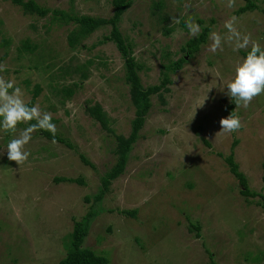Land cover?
I'll return each instance as SVG.
<instances>
[{"label":"rangeland","instance_id":"rangeland-1","mask_svg":"<svg viewBox=\"0 0 264 264\" xmlns=\"http://www.w3.org/2000/svg\"><path fill=\"white\" fill-rule=\"evenodd\" d=\"M35 1L79 15L109 18L114 12L111 0ZM253 1L259 9L237 15L245 0H235L232 8L228 0H135L120 25L143 66L144 87L160 85L163 65L187 56L181 48L212 20L211 33L225 37V21L237 17L238 31L264 49V0ZM189 19L199 25L195 36L186 26ZM72 28L52 23L50 16L25 15L21 7L0 0V59L5 57L0 64L6 65L0 75L14 79L28 103L38 85L35 105L51 113L56 135L72 146L37 131L25 146L28 160L18 165L7 158L13 134L0 131V264L60 263L71 249L74 219L94 211L84 247L106 256L109 264H264V95L246 109L235 108L243 125L238 132L216 136L219 121L230 115L224 106L233 102L224 87L251 45L234 51L223 43L213 53L210 33L201 50L170 74V91L161 92L164 102L159 95L151 97L125 172L97 203L101 178L117 162L116 136H130L136 109L115 44L93 47L109 28L71 49ZM27 40L35 48L20 50ZM78 64L88 67V79L61 70ZM74 83L80 87L71 97L60 91ZM97 103L112 132L88 115L87 106ZM26 127L20 124L14 135ZM231 153L254 196L242 194L225 161ZM59 177L86 184L58 183ZM133 210L135 216L119 213Z\"/></svg>","mask_w":264,"mask_h":264},{"label":"trees","instance_id":"trees-1","mask_svg":"<svg viewBox=\"0 0 264 264\" xmlns=\"http://www.w3.org/2000/svg\"><path fill=\"white\" fill-rule=\"evenodd\" d=\"M6 1H11L14 5L21 7L25 15L38 16L40 18L50 16L52 23H56L59 26H73L67 36L68 45L71 49H76L80 46H83L84 42L98 30L109 28L110 32L108 34L103 35V38L100 39L97 43H94L93 47L112 42L113 44H115L118 51L121 53L125 60V80L126 83L130 86V97L133 106L136 109V117L132 122V132L129 137H125L123 135L116 136L117 144L116 148L114 149V154L117 158V162L115 166L101 178L102 190L98 195L95 196V201L99 203L103 199L106 191L109 190L110 184L114 180L118 179L126 170L127 161L133 149V145L139 136V132L144 128L146 118L152 107L151 97L159 95L162 101L164 102V98L163 95H161V92L164 90L170 91V89L167 88V86L171 82L170 74L176 73L177 71L181 70L183 68L184 63L187 62L186 58L188 56L192 58L193 54L199 52L203 45L208 42L214 20H212V23L210 25L202 26V31L199 36L188 40L186 44L181 48L182 52L186 53L187 56L181 57L179 60L169 65H163L165 72H163V79L160 85L145 88L139 74L142 71L143 66L137 62L135 56L133 55L134 45L132 41L122 33L120 25L125 13L131 8L135 0H111L114 12L113 15L109 18L95 17L90 15H79L61 9H50L38 4L35 0ZM245 1L247 2V5L237 11V15H242L248 11L259 9L258 5L253 0ZM156 9H158L157 6H155V10ZM199 24L204 25V22L199 21ZM169 31L167 30V32ZM8 44L9 42L7 40H4L2 46H7ZM24 48L31 50L35 47H33L30 44V41L27 40L25 41L24 45L20 48V50ZM51 52L52 51L50 50L47 51L48 54H50ZM243 55L246 56L247 52H243ZM3 58L0 59V62L3 60ZM40 58L43 60V55H41ZM36 67L39 68V65H36ZM72 69L73 70H71V67L61 68V70L65 71V74H71L73 71L74 74H81L82 80L88 79L89 75L86 70L88 69V67L86 65L78 64L75 65V67L73 66ZM78 87H80V84L74 83V85L64 87L60 91L64 92L67 96L71 97L74 94L76 88ZM40 93L41 89L37 85L33 90L34 96L29 102L30 106L35 105L36 98L40 95ZM224 108L227 112H229V114H231L232 112L233 114H235L234 112L236 105L234 102H232V104L229 106H224ZM86 111L91 118H93L96 122L100 123L103 129L112 132V130L110 129V120L101 104L97 103L93 106L88 105ZM34 122L35 121H33L32 123ZM40 131L49 140L58 141L62 144H66L68 147H72L66 139H63L62 137L56 134L55 136H53L48 131ZM236 144L237 142L234 146H236ZM81 158L86 165L95 168V166L83 155H81ZM225 161L229 164L231 172L239 180L241 186L243 187V190H241L242 194L245 196H254V194L249 191L246 176L241 171L239 164L235 161L234 153H231L228 157H226ZM56 181L58 183H75L82 186L86 184L85 181L81 178L75 179L59 177L56 179ZM262 206L264 207V202ZM119 213L124 214L126 216H135L137 214V211H120ZM95 215L96 212L94 211L90 212L86 217L82 218V220L80 221L74 219L75 226L74 231L71 234V249L68 251L66 258L58 264H109V259L106 256L97 253L95 250L84 247L85 240L90 232L91 221ZM193 226L199 232V227L195 225ZM197 235H199V233Z\"/></svg>","mask_w":264,"mask_h":264},{"label":"clouds","instance_id":"clouds-1","mask_svg":"<svg viewBox=\"0 0 264 264\" xmlns=\"http://www.w3.org/2000/svg\"><path fill=\"white\" fill-rule=\"evenodd\" d=\"M235 0H228V7L232 8ZM237 17L232 16L224 23L227 35L211 33L212 43L210 51L215 53L222 50L223 43H228L234 51L248 49L245 58L235 66L233 77L226 83V95L233 101L236 108H248L252 101L264 95V49L257 41H253L250 35H242L236 25ZM179 23V20H175ZM191 35L199 33V25L194 24L191 19L186 22ZM6 70L5 64H0V73ZM35 121L34 123H32ZM20 124L28 125L18 136L14 134ZM220 131L216 134H230L238 132L243 126L241 119L233 112L219 121ZM48 131L53 136L56 134V125L52 123V115L49 112H41L39 105L30 106L24 98V92L16 86L14 79H5L0 75V131L5 134H13L14 138L7 144V158L18 165L24 164L30 152L25 150V146L32 139V134L37 131ZM54 142V141H53Z\"/></svg>","mask_w":264,"mask_h":264}]
</instances>
